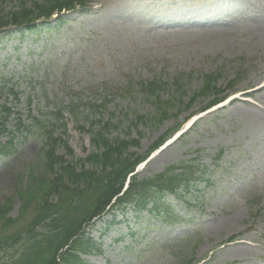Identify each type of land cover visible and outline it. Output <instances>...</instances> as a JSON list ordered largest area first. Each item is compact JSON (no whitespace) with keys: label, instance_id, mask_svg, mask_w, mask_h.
Returning a JSON list of instances; mask_svg holds the SVG:
<instances>
[{"label":"rangeland","instance_id":"obj_1","mask_svg":"<svg viewBox=\"0 0 264 264\" xmlns=\"http://www.w3.org/2000/svg\"><path fill=\"white\" fill-rule=\"evenodd\" d=\"M87 1L85 9L65 14L60 29L52 20L31 31L10 27L0 34V106L11 110L0 142L12 141L15 148L0 158V203L11 199L21 175L42 164L47 149L42 126L56 125L55 109L71 106L75 97L105 105L103 111L84 110L78 124L64 112L65 133L53 137L76 159L94 151L91 129L105 127L110 141L141 133L140 155L195 113L135 171L141 180L180 163L199 164L208 180L196 183L186 201L190 207L168 196L171 211L162 218L111 204L83 228L85 254L82 247L73 252L84 264H264V88L248 96L264 85V0ZM17 6V0H0V16ZM175 7L180 19L203 7L230 11L198 28H161L156 20L174 18L169 10ZM150 16L158 17L151 22ZM209 75L218 76V97L227 99L200 113L211 99L188 104ZM152 81L166 84L159 100L173 104L171 117L160 125L149 121L130 128L129 120H149L156 113L155 100L135 88ZM235 94L240 101L226 107ZM19 117L27 131L17 132ZM53 148L64 156L59 144ZM12 204L15 219L21 210L15 196ZM32 216L28 210L5 234L18 232ZM20 250L17 245L0 253V264H9Z\"/></svg>","mask_w":264,"mask_h":264},{"label":"trees","instance_id":"obj_2","mask_svg":"<svg viewBox=\"0 0 264 264\" xmlns=\"http://www.w3.org/2000/svg\"><path fill=\"white\" fill-rule=\"evenodd\" d=\"M13 1V0H11ZM14 12L7 16H0V34L8 27H23L31 31L37 28L42 20L46 24L51 21L55 14L56 28L64 25L62 12L75 9H85L87 0H17ZM33 32V31H32ZM218 76L209 75L203 78L201 88L192 96L188 106L199 98L212 100L202 108L201 112L213 107L222 99L217 98L221 94L216 88ZM180 80L176 79L173 84L180 89ZM229 83V82H228ZM231 87L233 84L229 83ZM162 82L138 83L135 88L142 90L147 98L155 100V115L149 120L142 116L129 120L130 128L138 127L140 123L152 122L160 125L171 117L173 104L159 100L162 93ZM9 93H17L9 89ZM29 105V103L27 104ZM2 120H0L1 132H6V123L11 110L0 106ZM92 109L105 110V105L85 104L73 98L71 106L55 109L54 122L50 127L42 126L46 137V148L42 150V164L29 168L26 174L21 175L13 189L11 199L0 203V253L13 249L19 245L21 250L9 257V264H84L82 257L73 252L81 248L85 254L88 248L83 243L82 229L89 224L92 218L97 217L112 201L121 209L133 208L137 213L148 212L149 214H162L165 218L171 206L168 196L180 199L189 207L190 201L186 202L196 183H207V174L201 166L193 162H184L180 165L168 167L158 175L148 179L139 180L133 175L140 163L147 160L151 152L157 150L166 140L172 137L181 127L177 125L160 140L153 143L151 148L143 154H137L140 148L141 133L137 138L129 137L127 140L110 141L104 134L105 127L99 131L89 130L91 145L95 147L82 159H76L74 151L65 142L53 137L54 132L65 133V115H70L72 122L78 124L82 120L83 111ZM41 127L39 121H34ZM100 124V123H98ZM111 124L106 123V126ZM17 132L20 128L27 131L30 127L21 124L20 117L16 120ZM80 130L85 132L84 127ZM0 142V158L14 152V145ZM59 144L64 150V156L59 157L53 146ZM50 145V147H49ZM69 160H68V159ZM128 180L126 189L124 185ZM16 197L21 206L18 217L10 218L13 204L12 198ZM28 210L33 214L31 220L18 232L5 234L13 229L19 218H22ZM172 213V212H171Z\"/></svg>","mask_w":264,"mask_h":264},{"label":"bare ground","instance_id":"obj_3","mask_svg":"<svg viewBox=\"0 0 264 264\" xmlns=\"http://www.w3.org/2000/svg\"><path fill=\"white\" fill-rule=\"evenodd\" d=\"M223 6H225V4H223ZM230 10H228V8H224V9H219V8H201L199 9L198 13L193 14L190 13L187 16L183 17L182 19H180V14H178V12H180L178 7H175L174 9L169 10V12H171L172 16L174 18H167V19H163V20H156L157 24L159 23L158 21H160L159 25H161V28L167 29V28H173L175 26H178L179 24H182L184 26H194V27H200L201 25H210V23H216L218 21L223 20L222 18H220L221 14L227 13ZM158 16H150L149 19L151 20V22H154V20L157 18ZM264 88V85H261L259 87H257V89L251 91L248 93V96H251L252 94H257L258 91H260L261 89ZM238 95H243V92H240ZM238 95H233V97L228 101V103L226 104L227 106L236 104V102L240 101V96Z\"/></svg>","mask_w":264,"mask_h":264}]
</instances>
